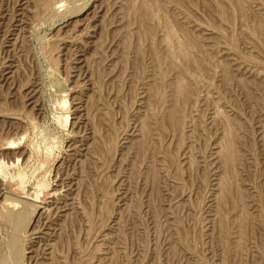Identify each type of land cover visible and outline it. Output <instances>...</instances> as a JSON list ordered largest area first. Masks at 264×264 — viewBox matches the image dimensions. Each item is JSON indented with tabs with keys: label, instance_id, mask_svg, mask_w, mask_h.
Segmentation results:
<instances>
[{
	"label": "rangeland",
	"instance_id": "rangeland-1",
	"mask_svg": "<svg viewBox=\"0 0 264 264\" xmlns=\"http://www.w3.org/2000/svg\"><path fill=\"white\" fill-rule=\"evenodd\" d=\"M0 162V264H264V0H0Z\"/></svg>",
	"mask_w": 264,
	"mask_h": 264
},
{
	"label": "bare ground",
	"instance_id": "bare-ground-1",
	"mask_svg": "<svg viewBox=\"0 0 264 264\" xmlns=\"http://www.w3.org/2000/svg\"><path fill=\"white\" fill-rule=\"evenodd\" d=\"M148 7H149V6H148ZM147 12H149V11H147ZM167 24H168V23H167ZM173 32H174V31H173ZM170 34H171V33H170ZM168 36H169V35H168ZM167 38H168V37H167ZM169 42H170V41H169ZM171 47H172V46H171ZM172 49H173V48H172ZM169 50H171V48H170ZM176 50H178V49H176ZM187 50H188V48L185 47L184 45H183L182 47L179 46V50H178L179 52L177 51V53H179V54H178L179 56L184 57V58H187L188 55H189ZM172 51H174V50H172ZM174 52H176V51H174ZM174 52H173V53H174ZM168 53H169V54H168L167 56L170 58V61H172V60H173V57H174V54H172V53H170V52H168ZM175 55H176V54H175ZM178 55H176V56H178ZM179 56H178V57H179ZM174 58H176V57H174ZM182 67H183V66H182ZM185 71H186V70H185ZM178 86H179V85H178ZM184 89H185L184 87H183V89H182L181 86L178 87V88H177V94H180V95H181V94H185V90H184ZM172 115H173V114H172ZM172 115H171V118L173 117ZM175 123H176V122H175ZM172 124H173V123H172ZM228 142H230V141H228ZM228 144H229V143H228ZM14 145H15L14 142H8V143L6 144V146H4V147H5L4 149H9V150H11V149H13V148L15 149ZM227 147H228V146H227ZM227 147H226V148H227ZM231 148H232V147H231ZM231 148H230V149H231ZM228 149H229V147H228ZM230 149H229V151H231L233 148H232L231 150H230ZM226 151H227V150H226ZM225 153H226V152H225ZM229 153H230V152H229ZM229 153H228V154H229ZM224 157H225V156H224ZM39 159H40V158H39ZM231 159H232V156H231ZM231 159H230V161H231ZM225 160H226V159H225ZM223 162H224V161H223ZM0 163H1V162H0ZM230 163H231V162H230ZM225 164H226V163H225ZM225 164H224V165H225ZM227 168H228V165H226L225 169L227 170ZM228 172H229V171H228ZM0 174H1V169H0ZM40 187L43 188V186H40ZM224 193H225V192H224ZM225 196H226V195H225ZM225 196H224V197H225ZM224 197H223V198H224ZM8 198H10V197H7V199H8ZM12 198H13V197H12ZM225 198H226V197H225ZM10 199H11V198H10ZM10 199H9V200H10ZM14 199H15V198H14ZM9 200H8V201H9ZM220 200H223V199H220ZM226 200H227V199H226ZM228 200H229V199H228ZM230 200H231V199H230ZM15 201H17V199H16ZM18 201H19V200H18ZM9 202H10V201H9ZM32 203H33V202H32ZM222 203L224 204V202H222ZM20 204H21V203H20ZM34 204H35V203H34ZM10 205H11V204H10ZM25 205H27V204H25ZM25 205H24V206H25ZM12 206L18 208V202H13V203H12ZM24 206H23V207H24ZM21 208H22V207H21ZM21 211H22V210H21Z\"/></svg>",
	"mask_w": 264,
	"mask_h": 264
}]
</instances>
